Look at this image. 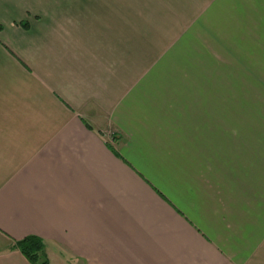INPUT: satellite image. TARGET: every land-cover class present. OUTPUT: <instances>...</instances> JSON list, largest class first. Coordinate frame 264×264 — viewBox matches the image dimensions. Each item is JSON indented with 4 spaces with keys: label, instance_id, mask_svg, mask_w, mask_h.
I'll list each match as a JSON object with an SVG mask.
<instances>
[{
    "label": "crops",
    "instance_id": "obj_1",
    "mask_svg": "<svg viewBox=\"0 0 264 264\" xmlns=\"http://www.w3.org/2000/svg\"><path fill=\"white\" fill-rule=\"evenodd\" d=\"M30 238L264 264V0H0V264Z\"/></svg>",
    "mask_w": 264,
    "mask_h": 264
},
{
    "label": "trees",
    "instance_id": "obj_2",
    "mask_svg": "<svg viewBox=\"0 0 264 264\" xmlns=\"http://www.w3.org/2000/svg\"><path fill=\"white\" fill-rule=\"evenodd\" d=\"M24 28H27V25H24ZM19 248L21 249L22 253L35 264H40L39 260L46 256L44 244L34 238H30L19 243ZM46 263L47 261L44 259L43 263L41 264Z\"/></svg>",
    "mask_w": 264,
    "mask_h": 264
},
{
    "label": "rangeland",
    "instance_id": "obj_3",
    "mask_svg": "<svg viewBox=\"0 0 264 264\" xmlns=\"http://www.w3.org/2000/svg\"><path fill=\"white\" fill-rule=\"evenodd\" d=\"M223 92V93H222ZM225 92V93H224ZM223 94L225 96H227V94H229V96L231 97V88L230 89H221V99H223ZM222 103H221V108H222ZM230 110H231V104H230Z\"/></svg>",
    "mask_w": 264,
    "mask_h": 264
}]
</instances>
